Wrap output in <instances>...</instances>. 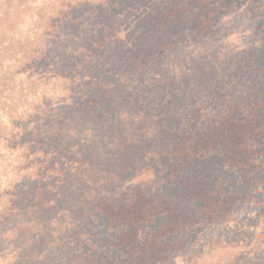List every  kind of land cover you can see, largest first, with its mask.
Here are the masks:
<instances>
[{"label": "rangeland", "instance_id": "1", "mask_svg": "<svg viewBox=\"0 0 264 264\" xmlns=\"http://www.w3.org/2000/svg\"><path fill=\"white\" fill-rule=\"evenodd\" d=\"M1 60L49 163L0 148V252L264 264V0H0Z\"/></svg>", "mask_w": 264, "mask_h": 264}, {"label": "trees", "instance_id": "2", "mask_svg": "<svg viewBox=\"0 0 264 264\" xmlns=\"http://www.w3.org/2000/svg\"><path fill=\"white\" fill-rule=\"evenodd\" d=\"M1 62L2 60L0 63ZM15 66L9 65L8 69L2 74V67L0 64V148L9 154V157L6 156L10 159L7 165L16 167V157H29L28 159H34L29 166L30 170H34L32 176L38 179L46 178L47 176L43 174V171H46V167L49 163V151L44 148V145L48 144V142L41 140L38 144H35L32 140L25 141L23 139L25 131L34 134L35 131L44 130V119L42 120L43 124L38 125L35 121L36 117L29 114V111L31 113L36 111L34 107L35 104H33L36 101L34 98L36 95L30 96L28 93L18 90L13 93L9 92V90L16 85ZM65 97L67 96L65 95ZM47 112L49 111L47 110ZM29 119L30 121L28 122ZM47 124L51 125L50 122ZM32 144H35V146ZM35 208L34 206L28 209ZM13 209L15 208H12L8 203L0 205V226H4L9 218L15 214ZM22 258L23 256L13 252L6 254L0 252V264H7L6 259L9 260L11 264H23L24 261Z\"/></svg>", "mask_w": 264, "mask_h": 264}]
</instances>
